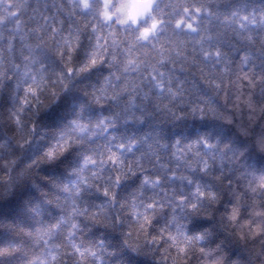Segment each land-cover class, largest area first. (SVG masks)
I'll return each instance as SVG.
<instances>
[{
    "label": "clouds",
    "instance_id": "1",
    "mask_svg": "<svg viewBox=\"0 0 264 264\" xmlns=\"http://www.w3.org/2000/svg\"><path fill=\"white\" fill-rule=\"evenodd\" d=\"M0 264H264V0H0Z\"/></svg>",
    "mask_w": 264,
    "mask_h": 264
}]
</instances>
